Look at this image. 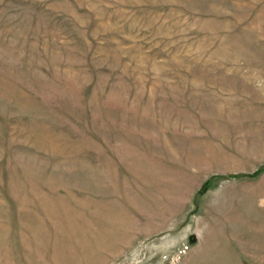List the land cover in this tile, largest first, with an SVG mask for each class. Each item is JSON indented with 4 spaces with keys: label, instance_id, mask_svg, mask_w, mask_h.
I'll return each mask as SVG.
<instances>
[{
    "label": "rangeland",
    "instance_id": "374dc122",
    "mask_svg": "<svg viewBox=\"0 0 264 264\" xmlns=\"http://www.w3.org/2000/svg\"><path fill=\"white\" fill-rule=\"evenodd\" d=\"M0 264H264V0H0Z\"/></svg>",
    "mask_w": 264,
    "mask_h": 264
}]
</instances>
